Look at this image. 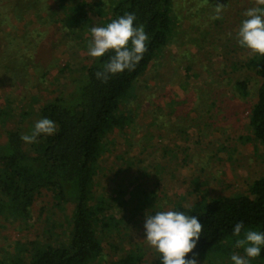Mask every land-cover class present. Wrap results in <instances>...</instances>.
<instances>
[{"label": "rangeland", "instance_id": "1", "mask_svg": "<svg viewBox=\"0 0 264 264\" xmlns=\"http://www.w3.org/2000/svg\"><path fill=\"white\" fill-rule=\"evenodd\" d=\"M88 1L101 2L109 9V0ZM217 5L225 7L221 19L212 18ZM254 6L255 0H209L207 4L204 0H174L175 35L136 83L137 97L130 104L138 113L135 126L109 136L115 143L101 156L95 187L96 196L109 199L117 196L120 186L131 192L140 185L152 199L135 215L133 203L125 210L116 203L107 208L106 215L120 222L97 229L103 264L119 262L132 251L143 253L141 264H155L159 253L145 240L146 215L174 210L178 203L192 206L204 197L211 201L247 195L263 174V148L256 140L246 139L253 138L249 120L257 100L255 91L247 99L235 98L231 92L234 81L229 79L251 78V88L261 83L252 71L229 68L233 64L229 60L241 67L250 55L235 45L244 13ZM91 18L93 26L103 27V18L96 12ZM12 21L16 27H6L9 36L40 34L38 40H29L33 42L28 49L21 43L6 58L0 57V108L11 100L16 116L5 123L0 120V136L18 126V116L28 109L32 95L40 98L33 106L38 108L69 91L81 67L96 62L88 54L91 34L84 36L90 40L83 45V40L67 38L60 25H44L35 15ZM187 67L192 68L189 76ZM56 203L55 193L44 190L36 197L28 223L0 217V264H16L20 255L28 264V253H24L33 249V242L56 243L69 236L70 210ZM233 254L245 256L235 248L231 254L215 251L198 264H233ZM255 262L260 264L250 259V264Z\"/></svg>", "mask_w": 264, "mask_h": 264}, {"label": "trees", "instance_id": "2", "mask_svg": "<svg viewBox=\"0 0 264 264\" xmlns=\"http://www.w3.org/2000/svg\"><path fill=\"white\" fill-rule=\"evenodd\" d=\"M173 5L174 0H109V9H106L103 3L88 0H0L1 58H6L21 43L28 49L33 42L29 40H36L40 34L30 32L22 38L7 34L6 27L10 30L16 27L12 20L22 21L26 15H35L44 25H60L67 38L83 40L86 45L90 38L84 36L91 34L93 13L103 18V26L134 13V26L143 25L149 37L147 51L135 70L108 74L106 82L98 79L96 73L103 71L105 63L114 55L110 51L96 58L93 65L81 67V74L72 78L69 91L46 100L38 108L33 106L40 98L32 95L28 109L18 116V126L0 136V217L28 223L36 197L44 190L55 193L56 206L70 210L69 236L65 235L64 241L56 243L33 242V249L24 253V256L28 253V264H103L104 249L97 229L115 227L120 222L106 215L107 208L116 203L125 210L133 203L135 215L145 202L151 201L152 196L140 185L131 192L126 186H120L115 198L96 196V178L101 170V156L115 143L109 136L135 126L138 113L131 110L130 104L137 97L136 83L175 35ZM45 12L47 15L43 17ZM237 47L248 50L238 42ZM229 62L233 63L229 66L232 71L247 69L260 78L261 83L255 88L250 87L251 78L229 79L234 81L231 92L235 98L247 99L255 91L257 100L250 108L249 120L253 138L246 139L256 140L264 153V56L251 54L241 67L234 61ZM191 69L186 68V75H190ZM12 107L13 102L7 100L6 106L0 108L1 122L16 117ZM45 117L55 122L57 131L53 135L41 134L35 143H25L21 136L30 135L35 123ZM127 195L129 200L124 198ZM174 211L195 216L203 224L196 248L186 259L195 256L198 262L215 251L223 254L227 251L231 254L233 248L244 251L235 246L238 237L233 235V229L236 223L243 222L242 232L264 233V172L247 195L211 201L204 197L188 207L178 203ZM143 256L132 251L114 264H141ZM256 259L264 264V246ZM17 260L16 264H26L22 255ZM155 264H161L160 254Z\"/></svg>", "mask_w": 264, "mask_h": 264}, {"label": "clouds", "instance_id": "3", "mask_svg": "<svg viewBox=\"0 0 264 264\" xmlns=\"http://www.w3.org/2000/svg\"><path fill=\"white\" fill-rule=\"evenodd\" d=\"M209 3V0H204ZM255 5L245 11L246 17L237 32L238 43L249 50V54L264 56V0H255ZM223 5L214 7L217 15L213 19H221ZM136 16L128 13L108 23L106 26L91 27L92 40L89 42V55L93 58L103 57L113 52L105 63L103 71H98V79L106 82L108 74L133 71L147 51L149 40L143 25L134 26ZM57 131L56 124L50 118H42L35 123L31 134L21 136L25 143H35L41 134L53 135ZM144 228L146 241L161 256V264H198L196 257L186 259L196 248L201 237L203 224L195 217L180 211H158L154 215H146ZM243 222L235 224L233 235L238 237L236 247L244 248L245 256L233 254V264H250V259L261 255L264 246V233L243 231Z\"/></svg>", "mask_w": 264, "mask_h": 264}]
</instances>
